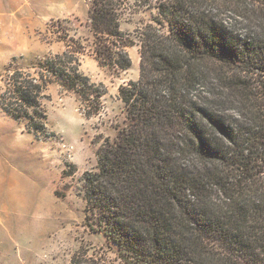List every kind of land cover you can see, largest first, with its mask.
Masks as SVG:
<instances>
[{"label": "trees", "instance_id": "trees-1", "mask_svg": "<svg viewBox=\"0 0 264 264\" xmlns=\"http://www.w3.org/2000/svg\"><path fill=\"white\" fill-rule=\"evenodd\" d=\"M150 1L156 13L135 37L120 29L125 0L88 11L99 66L127 70L136 45L139 74L118 90L126 125L82 175L85 224L122 264H264V99L253 80L264 75V0ZM63 41L8 72L0 91L1 112L35 136L48 133L50 84L90 102L86 117L106 92L80 71L84 46ZM80 250L69 264H104Z\"/></svg>", "mask_w": 264, "mask_h": 264}, {"label": "rangeland", "instance_id": "rangeland-1", "mask_svg": "<svg viewBox=\"0 0 264 264\" xmlns=\"http://www.w3.org/2000/svg\"><path fill=\"white\" fill-rule=\"evenodd\" d=\"M3 1L11 2L7 12L19 2ZM43 1L36 13L0 16V91L8 72L29 70L45 56L61 53L65 38L84 46L80 71L106 92L99 110L86 117L93 109L90 102L50 84L42 100L48 133L37 136L26 131L24 121L0 110V264H69L80 249L82 259L122 264L115 247L85 224L81 179L85 171L94 170L98 148L127 123L118 90L138 78L139 46L127 48V70L100 67L88 26L92 0ZM153 3L125 0L121 31L135 37L136 29L151 23ZM256 79V91L264 99V75H253Z\"/></svg>", "mask_w": 264, "mask_h": 264}, {"label": "crops", "instance_id": "crops-1", "mask_svg": "<svg viewBox=\"0 0 264 264\" xmlns=\"http://www.w3.org/2000/svg\"><path fill=\"white\" fill-rule=\"evenodd\" d=\"M43 0H36V3H33L31 0H19L18 3L14 4L12 7V12H7V8L11 6V2L8 4H4L3 0H0V16L11 13H36L38 12V7H42L44 5ZM4 37V36H3ZM64 50V49H63ZM53 54V53H51ZM137 60V59H136Z\"/></svg>", "mask_w": 264, "mask_h": 264}]
</instances>
